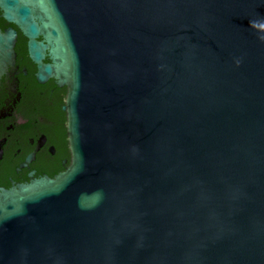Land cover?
I'll return each mask as SVG.
<instances>
[{"label": "water", "instance_id": "water-1", "mask_svg": "<svg viewBox=\"0 0 264 264\" xmlns=\"http://www.w3.org/2000/svg\"><path fill=\"white\" fill-rule=\"evenodd\" d=\"M0 6L68 85L72 152L0 187V264H264V0Z\"/></svg>", "mask_w": 264, "mask_h": 264}, {"label": "flooded vegetation", "instance_id": "flooded-vegetation-1", "mask_svg": "<svg viewBox=\"0 0 264 264\" xmlns=\"http://www.w3.org/2000/svg\"><path fill=\"white\" fill-rule=\"evenodd\" d=\"M8 30L15 31L14 39L0 45V187L6 188L33 178H54L72 159L68 85L55 75L39 79L29 37L0 6V33ZM36 39L45 41L43 35ZM44 55L43 62L52 63L49 49Z\"/></svg>", "mask_w": 264, "mask_h": 264}, {"label": "clouds", "instance_id": "clouds-1", "mask_svg": "<svg viewBox=\"0 0 264 264\" xmlns=\"http://www.w3.org/2000/svg\"><path fill=\"white\" fill-rule=\"evenodd\" d=\"M251 23H252L253 27H256L255 21H253ZM260 27H264V25H260ZM257 38L261 41V43H264V34H259ZM237 64H239V61H237Z\"/></svg>", "mask_w": 264, "mask_h": 264}]
</instances>
